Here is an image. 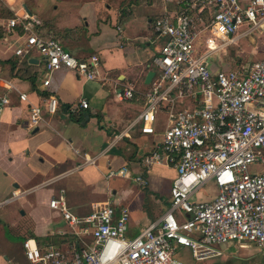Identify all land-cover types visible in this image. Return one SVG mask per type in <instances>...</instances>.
I'll list each match as a JSON object with an SVG mask.
<instances>
[{
    "label": "built area",
    "instance_id": "2783aa9c",
    "mask_svg": "<svg viewBox=\"0 0 264 264\" xmlns=\"http://www.w3.org/2000/svg\"><path fill=\"white\" fill-rule=\"evenodd\" d=\"M264 29V0H188L179 12H166L153 21L161 40L154 77L144 91L145 105L139 120L141 132L155 135L158 114H167L162 139L139 158L148 171L155 165L173 167L177 176L170 190V207L160 219L127 236L130 212L111 202L91 204L80 216L69 209L64 191L52 198L50 207L61 213L70 236L82 249L63 251L41 247L32 240L23 243L30 264H187L176 254L188 248L196 261L222 254L221 245L252 244L264 251V57L250 65L231 68L222 57L239 37ZM7 31L20 33L23 43L15 55L29 59L40 53L47 74L68 70L86 81L107 82L99 76L100 59L78 60L65 49L58 36L49 34L41 19L24 10L7 23ZM121 101L133 99L134 90L118 92ZM22 102L28 95L20 93ZM0 97V117L10 105ZM30 104V103H29ZM55 96L30 104L29 128L43 122L46 110L59 109ZM80 99L69 107L74 115L88 110ZM128 167L111 169L108 178L129 177ZM148 187L144 174L133 178ZM208 185L217 195L211 200L196 197Z\"/></svg>",
    "mask_w": 264,
    "mask_h": 264
},
{
    "label": "crops",
    "instance_id": "0c3cea01",
    "mask_svg": "<svg viewBox=\"0 0 264 264\" xmlns=\"http://www.w3.org/2000/svg\"><path fill=\"white\" fill-rule=\"evenodd\" d=\"M186 1L0 0L13 17L24 10L37 15L47 33L58 36L78 60L98 56L99 76L109 79L105 83L86 81L71 71L59 70L50 74L51 84L44 87L47 74L40 53L34 51L29 59L18 62L15 51L23 39L19 32L7 31L9 20L0 18L4 31L0 38V61L4 62L0 63V97L9 96L11 101L0 117V208L17 203L19 217L31 214L34 218L29 225L12 222L10 240L0 218V264H30L23 249L29 239L43 248L56 246L66 225L50 201L61 191L71 212L80 216L90 213L95 202L127 207L129 238L167 212L176 169L155 165L145 171L139 165V158L161 141L167 124L160 126L159 117L164 114L167 120V114L159 112L155 135L141 132L139 117L149 85L147 76L154 72L162 47L153 21L166 12H178ZM239 1L246 6L250 0ZM256 33L262 35L264 29L252 35ZM248 37H239L237 42ZM125 87L133 88L134 97L121 101L118 92ZM20 93L27 94L29 102H22ZM49 96L59 101L57 114L44 110L43 122L31 130L30 104L39 105ZM83 98L90 108L70 114L69 107ZM46 163L49 167L44 170ZM123 167L129 168V177L108 178L109 170ZM138 174L148 177V187L134 182ZM49 186L53 188L45 191ZM204 191L208 195H201ZM199 195L198 200H211L217 190L208 185ZM228 245L221 249L222 254Z\"/></svg>",
    "mask_w": 264,
    "mask_h": 264
},
{
    "label": "rangeland",
    "instance_id": "374dc122",
    "mask_svg": "<svg viewBox=\"0 0 264 264\" xmlns=\"http://www.w3.org/2000/svg\"><path fill=\"white\" fill-rule=\"evenodd\" d=\"M41 1L45 3L47 0ZM158 44L162 45V41L160 40ZM222 57L227 60L229 66L233 69L261 60L264 57V34L259 35V33H256L248 38L239 40L237 43L231 45L227 52L222 54ZM159 118V125L165 126L167 124L166 115L161 114ZM35 166H38L36 162ZM48 167V163L43 165L44 170L48 169ZM50 188L53 187L49 186L44 188V190L46 191ZM208 193V191H204L201 195L206 196ZM196 198L200 199L201 196L198 195ZM29 199L32 200V197ZM18 207L17 203H11L5 204L0 208V218L2 219V224H5L3 226L7 231V238L9 240L11 233L8 227L10 224H13L12 222H21L23 225H29L34 219L31 214L19 217L17 215ZM39 222L40 220L37 221V223ZM176 254L187 264H264V252L252 244H243L242 246L240 243L229 244L227 250L222 255L200 262L193 258L188 248L179 247Z\"/></svg>",
    "mask_w": 264,
    "mask_h": 264
},
{
    "label": "trees",
    "instance_id": "16d2710c",
    "mask_svg": "<svg viewBox=\"0 0 264 264\" xmlns=\"http://www.w3.org/2000/svg\"><path fill=\"white\" fill-rule=\"evenodd\" d=\"M0 18H2V19H5V20H10L11 18H13V12L11 11V9L10 8H8V7H6L4 4H2L1 2H0ZM13 33H15V32H13ZM3 35H4V31H3V29L0 27V38H2L3 37ZM17 58H18V62H20V60H21V58L20 57H18L17 56ZM9 62V61H8ZM0 63H3L4 64V62H1L0 61ZM13 64V63H12ZM14 69H15V66L14 65H12V74H13V72H14ZM35 78H36V75L34 74L31 78H30V82L31 83H33L34 82V80H35ZM47 96V95H46ZM66 108H67V106H66ZM65 108V109H66ZM170 203H169V205H168V207H170ZM71 239V237L70 236H62V237H59V242H57L55 245H56V247H58L59 249H61V250H63V251H67V250H72L73 248H76V249H78V250H81L82 249V245H80V243L79 242H77V241H74V240H70ZM67 240V241H66Z\"/></svg>",
    "mask_w": 264,
    "mask_h": 264
},
{
    "label": "water",
    "instance_id": "95a60500",
    "mask_svg": "<svg viewBox=\"0 0 264 264\" xmlns=\"http://www.w3.org/2000/svg\"><path fill=\"white\" fill-rule=\"evenodd\" d=\"M32 62H33V61H31V63H32ZM154 75H155V73H154L153 71H151V72L148 74V76H147V81H146L147 84H150V83H151V81H152ZM221 249L225 250V249H226V245H221Z\"/></svg>",
    "mask_w": 264,
    "mask_h": 264
}]
</instances>
